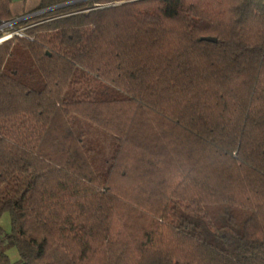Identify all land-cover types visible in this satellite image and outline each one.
<instances>
[{
	"label": "trees",
	"instance_id": "trees-1",
	"mask_svg": "<svg viewBox=\"0 0 264 264\" xmlns=\"http://www.w3.org/2000/svg\"><path fill=\"white\" fill-rule=\"evenodd\" d=\"M34 12L0 41V264H264V0L0 25Z\"/></svg>",
	"mask_w": 264,
	"mask_h": 264
},
{
	"label": "rangeland",
	"instance_id": "rangeland-1",
	"mask_svg": "<svg viewBox=\"0 0 264 264\" xmlns=\"http://www.w3.org/2000/svg\"><path fill=\"white\" fill-rule=\"evenodd\" d=\"M27 5V4H26ZM21 13V12H20ZM31 17V16H30ZM29 17V18H30ZM22 19H24V18H22ZM21 19V20H22ZM10 27V25H9V23H7V24H5L4 26H2V29H5V28H9ZM7 33L6 34H4V36H6L7 37ZM6 39V38H5ZM4 40V39H3ZM0 225H1V227L6 231V232H8L9 230H10V223H9V215H8V213L7 212H4V213H2V215L0 216ZM7 253H8V255H9V257H10V259L11 260H15L16 258H17V253H16V250H15V248L14 247H11V248H9L8 250H7Z\"/></svg>",
	"mask_w": 264,
	"mask_h": 264
},
{
	"label": "built area",
	"instance_id": "built-area-1",
	"mask_svg": "<svg viewBox=\"0 0 264 264\" xmlns=\"http://www.w3.org/2000/svg\"><path fill=\"white\" fill-rule=\"evenodd\" d=\"M39 12H40V11H39ZM39 12L30 13V14H28V15L21 16V17H18V18H15V19H12V20H10V21H7V22L2 23V24L0 25V29H2V26H4V25L7 24V23H9L10 27L8 28L7 31H5V32L0 36V41L3 40V39H5V38L10 37V36L13 35V34H19V35H20L26 26H22V25H21V26H19V27H14V24H15L17 21H20L22 18L29 17V16L34 15V14H37V13H39ZM6 33L8 34L7 37L4 36V34H6ZM2 38H3V39H2Z\"/></svg>",
	"mask_w": 264,
	"mask_h": 264
},
{
	"label": "crops",
	"instance_id": "crops-1",
	"mask_svg": "<svg viewBox=\"0 0 264 264\" xmlns=\"http://www.w3.org/2000/svg\"><path fill=\"white\" fill-rule=\"evenodd\" d=\"M38 1L39 0H11V8L15 13L25 12L33 8Z\"/></svg>",
	"mask_w": 264,
	"mask_h": 264
},
{
	"label": "water",
	"instance_id": "water-1",
	"mask_svg": "<svg viewBox=\"0 0 264 264\" xmlns=\"http://www.w3.org/2000/svg\"><path fill=\"white\" fill-rule=\"evenodd\" d=\"M62 5H64V4H60V5H57V6H53V7L49 8V9H53L55 7H59V6H62ZM201 39L208 40V41H214L215 40L212 37H202Z\"/></svg>",
	"mask_w": 264,
	"mask_h": 264
}]
</instances>
